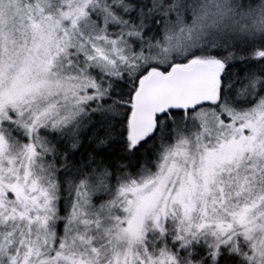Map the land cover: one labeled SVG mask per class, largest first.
Segmentation results:
<instances>
[{"label":"snow or ice","instance_id":"snow-or-ice-1","mask_svg":"<svg viewBox=\"0 0 264 264\" xmlns=\"http://www.w3.org/2000/svg\"><path fill=\"white\" fill-rule=\"evenodd\" d=\"M0 264H264V0H0Z\"/></svg>","mask_w":264,"mask_h":264}]
</instances>
